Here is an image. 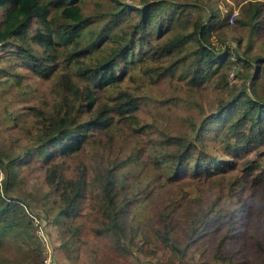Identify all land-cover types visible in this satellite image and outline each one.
Returning <instances> with one entry per match:
<instances>
[{"label": "trees", "instance_id": "trees-1", "mask_svg": "<svg viewBox=\"0 0 264 264\" xmlns=\"http://www.w3.org/2000/svg\"><path fill=\"white\" fill-rule=\"evenodd\" d=\"M200 2L0 0V46L13 48L0 78L21 86L29 73L48 82L33 107L34 135L24 141L0 133V241L24 233L39 253L27 264L45 258L28 209L41 207L32 192H21L34 169L45 172L44 208L56 205L71 257L87 234L101 248L99 264H127L131 245L154 235L164 259L174 253L180 264H241L221 227L219 204L230 184L248 189L243 214L259 225L246 264H264V53H254L257 41L264 44V0H249L233 24L218 6ZM231 29L247 31L244 49L227 36ZM138 68L149 83L186 93L168 99L190 105L182 129L143 122L149 98L140 86L124 87ZM207 87L213 96L205 105L199 96ZM213 144L222 156L208 152ZM133 165L159 174L145 184L128 171ZM186 180L199 196L180 193L146 223L136 220L135 207H152ZM212 183L217 198L202 199ZM195 253L199 263L187 259Z\"/></svg>", "mask_w": 264, "mask_h": 264}, {"label": "rangeland", "instance_id": "rangeland-1", "mask_svg": "<svg viewBox=\"0 0 264 264\" xmlns=\"http://www.w3.org/2000/svg\"><path fill=\"white\" fill-rule=\"evenodd\" d=\"M128 1V0H126ZM139 2L140 0H132ZM177 1V0H175ZM187 1L190 3H199V0H178ZM211 4L213 10H217V6L221 10L223 18L229 16L230 24L231 18H239L242 9L248 6L249 0H201V8H205L207 3ZM195 15L202 16L203 9H195ZM234 19V20H235ZM229 38H234L242 41L243 49L247 41V31L240 29H231L227 35ZM238 37V38H237ZM227 46H234L233 41H227ZM13 50L10 48L7 51H2L0 46V67L8 66L9 63L5 60L7 55ZM15 50V49H14ZM254 53H264V44L261 41H257ZM21 73L23 72L20 69ZM131 73L134 75V80L130 79V76L124 83V87L129 86L135 88L140 86L142 88V94L149 98L147 106L143 110V122L156 125L157 127L172 129H182V118L189 111V104L186 103L187 99L183 103L177 101L176 105H173L171 101H168L173 95H178L185 98L186 93L183 91H176L169 83H159L157 85L149 83L139 68ZM5 75V74H4ZM9 81L5 82L6 77L0 78V133L3 137L12 135L14 137H20L22 140H29L34 133V110L33 107L36 104L37 98L41 90L47 88L48 82L36 78L27 73L23 79L22 85H18L14 78H8ZM213 96L212 87H207L206 90L199 96L203 104L207 105L211 102ZM32 133V134H29ZM208 152L214 151L215 155L222 156L221 150L216 144L207 146ZM38 164V163H37ZM132 174L141 176L142 180L146 183L150 182L158 176L159 173L145 170L140 166L133 165L128 168ZM25 183L22 184V193L32 192L34 197L38 200V204L43 209H50V215L44 214L40 209L36 208L32 203L29 206V212L34 218L33 223L37 227V237L40 242L41 251L44 252V260L48 253L52 255L55 264H99L96 261L101 248L96 246L93 242H87V234H84L78 244V252L76 256L71 257L70 246L67 248L63 246L65 242V236L62 233L58 223L54 220V214L57 209L55 204L49 203L47 208L45 207L44 196L48 194L49 188L45 183V172L42 170L34 169L27 170L24 174ZM2 179V175H0ZM182 186H168L166 191L160 193L156 199L155 204L151 207L148 204H140L134 208L135 218L138 222H147L157 211L162 208V204L167 200L174 198L180 193H186L189 198H195L200 195L199 191L192 184V181H184ZM209 185L202 190V199L212 198L215 200L217 195L214 193L210 195L211 189H215L218 193L217 186ZM249 199V200H248ZM254 200V198H253ZM54 201V200H52ZM250 201V192L245 187H229L225 185V196L222 198L219 204V208L222 209L225 217L221 220L222 231L228 233L230 246L229 250L235 253V258L241 263H249L252 259V253L254 248L252 246V240L259 241L261 239L260 233L257 228L259 225L255 223L253 217L249 218L243 214L245 206L248 208ZM36 231V232H37ZM24 233L14 232L9 236L3 238L0 241V264H27L30 253L39 254L36 250V246L25 238ZM156 238L154 235H150L149 241L143 239H137L132 245V253L129 255V261L127 264H180L176 254L172 253L165 259L162 257V253H155L154 243ZM93 251V252H92ZM148 252H154L149 254ZM101 258V256H100ZM200 254H189L188 261L199 263ZM217 264V263H214Z\"/></svg>", "mask_w": 264, "mask_h": 264}, {"label": "built area", "instance_id": "built-area-1", "mask_svg": "<svg viewBox=\"0 0 264 264\" xmlns=\"http://www.w3.org/2000/svg\"><path fill=\"white\" fill-rule=\"evenodd\" d=\"M235 17L231 18V23L234 22ZM231 77H233V75H231ZM42 264H55V262L53 261L52 255L50 253H48L46 259L43 261Z\"/></svg>", "mask_w": 264, "mask_h": 264}]
</instances>
